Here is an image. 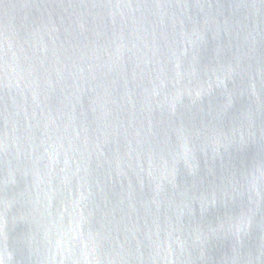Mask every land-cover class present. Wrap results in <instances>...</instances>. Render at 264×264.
Instances as JSON below:
<instances>
[{
	"label": "water",
	"instance_id": "water-1",
	"mask_svg": "<svg viewBox=\"0 0 264 264\" xmlns=\"http://www.w3.org/2000/svg\"><path fill=\"white\" fill-rule=\"evenodd\" d=\"M0 264H264V0H0Z\"/></svg>",
	"mask_w": 264,
	"mask_h": 264
}]
</instances>
